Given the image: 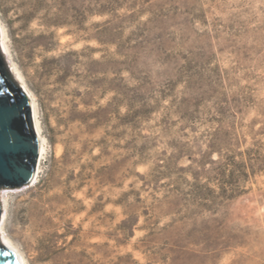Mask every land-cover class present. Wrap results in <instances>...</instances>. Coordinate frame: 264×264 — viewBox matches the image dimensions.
I'll return each mask as SVG.
<instances>
[{
  "label": "rangeland",
  "instance_id": "obj_1",
  "mask_svg": "<svg viewBox=\"0 0 264 264\" xmlns=\"http://www.w3.org/2000/svg\"><path fill=\"white\" fill-rule=\"evenodd\" d=\"M36 1L25 26L0 0L46 139L37 182L0 194L25 263L264 264V0ZM245 151L232 199L194 184Z\"/></svg>",
  "mask_w": 264,
  "mask_h": 264
},
{
  "label": "water",
  "instance_id": "obj_2",
  "mask_svg": "<svg viewBox=\"0 0 264 264\" xmlns=\"http://www.w3.org/2000/svg\"><path fill=\"white\" fill-rule=\"evenodd\" d=\"M19 89L22 97L11 98L4 92V83ZM28 117L29 131L19 122ZM40 141L34 129L31 100L17 82L0 50V194L32 186L37 175ZM2 207L0 204V219ZM0 264H20L17 255L0 241Z\"/></svg>",
  "mask_w": 264,
  "mask_h": 264
},
{
  "label": "trees",
  "instance_id": "obj_3",
  "mask_svg": "<svg viewBox=\"0 0 264 264\" xmlns=\"http://www.w3.org/2000/svg\"><path fill=\"white\" fill-rule=\"evenodd\" d=\"M38 1L36 0H21L20 4L17 5L19 10L23 11L22 17H19V21L27 26L30 24L34 18V15L39 9L37 6ZM41 3V2H40ZM27 24V25H26ZM65 58V57H64ZM59 59H53V61L58 62ZM47 60L42 61L40 68H43L44 64ZM116 95H118V100L116 97V101L118 102L117 107H120L127 99L126 87L120 83L117 88L113 89ZM4 92L7 96L11 98H20L22 94L19 89L15 88L11 83H4ZM119 98H123L120 100ZM107 112L105 110L99 109L93 118H77L75 122H80L82 124H87L89 120L95 119V128H99L105 125L108 121ZM122 123V122H121ZM20 129L27 133L29 131V121L28 117L24 116L19 122ZM242 158L240 161H236V157H222L219 153V159L215 162H212L209 165L199 164V170L196 174L193 175L194 184L199 185L203 179H205V187L206 184H210L211 181L216 180L220 188L223 190L225 194V198L232 199L234 197V193H236V188L239 187L240 183L247 181L252 174L255 173V168L251 164L250 153L249 151H245L241 154ZM210 168V169H207ZM208 174H213V177L208 176ZM231 191L230 194L228 192ZM46 252L48 251L45 248Z\"/></svg>",
  "mask_w": 264,
  "mask_h": 264
},
{
  "label": "bare ground",
  "instance_id": "obj_4",
  "mask_svg": "<svg viewBox=\"0 0 264 264\" xmlns=\"http://www.w3.org/2000/svg\"><path fill=\"white\" fill-rule=\"evenodd\" d=\"M0 25H1V22H0ZM7 38L8 37H7L6 30L1 25L0 26V50H1V54L4 57L5 56L7 57L10 55V50H9ZM10 72L13 73L12 75L17 80V82H19V84L22 85L23 89L28 94V96L30 97V100H31V112H32L34 129H35L37 136L39 138V141H40V155H39V159H38L37 175H36V179L34 181V183H36L38 178H39V174H40L41 162L43 161L44 156L47 153L46 152V139L44 138L42 130H41L40 118H39L38 106H37L36 100L34 99L32 93L30 92V90L28 89L26 84L24 83L21 75L17 74L16 70H13V69H12V71L10 70ZM6 200L3 199L2 201L6 202ZM0 241L3 242L5 246H7L10 250H12L17 255L20 264H26L24 258L21 256V254L15 249V247L10 242V240L4 235L2 227H0Z\"/></svg>",
  "mask_w": 264,
  "mask_h": 264
}]
</instances>
